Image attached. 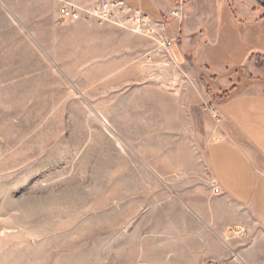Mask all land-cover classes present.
<instances>
[{"label":"rangeland","instance_id":"obj_1","mask_svg":"<svg viewBox=\"0 0 264 264\" xmlns=\"http://www.w3.org/2000/svg\"><path fill=\"white\" fill-rule=\"evenodd\" d=\"M60 8L0 0V264H215L206 149L230 89L146 29ZM244 215L217 264H264Z\"/></svg>","mask_w":264,"mask_h":264},{"label":"crops","instance_id":"obj_2","mask_svg":"<svg viewBox=\"0 0 264 264\" xmlns=\"http://www.w3.org/2000/svg\"><path fill=\"white\" fill-rule=\"evenodd\" d=\"M122 1L173 30L177 59L190 60L196 73L215 78L221 87L214 85L216 90L236 92L217 105L221 138L206 149L211 179L221 194L211 191L209 217L200 215L208 221V240L203 237L201 245L214 253L217 264L228 227L243 225L250 235L255 230L242 212L264 229V11L256 0H183L180 25L172 16L177 0Z\"/></svg>","mask_w":264,"mask_h":264},{"label":"built area","instance_id":"obj_3","mask_svg":"<svg viewBox=\"0 0 264 264\" xmlns=\"http://www.w3.org/2000/svg\"><path fill=\"white\" fill-rule=\"evenodd\" d=\"M178 8L172 12V16L181 25L183 21V0H177ZM96 19L100 22H131L138 29L143 28L150 31L160 47L172 58L171 52L178 38L171 36L169 26L161 21H156L141 10L132 7L122 0H102L95 6H85L77 0H61L58 23L79 22L82 20ZM215 119L220 118L217 111H214ZM220 121V120H219ZM215 194H221L217 183L213 182Z\"/></svg>","mask_w":264,"mask_h":264},{"label":"trees","instance_id":"obj_4","mask_svg":"<svg viewBox=\"0 0 264 264\" xmlns=\"http://www.w3.org/2000/svg\"><path fill=\"white\" fill-rule=\"evenodd\" d=\"M236 92L234 91V88L230 90V93L226 94L225 97H223L222 101L228 100L231 98Z\"/></svg>","mask_w":264,"mask_h":264},{"label":"water","instance_id":"obj_5","mask_svg":"<svg viewBox=\"0 0 264 264\" xmlns=\"http://www.w3.org/2000/svg\"><path fill=\"white\" fill-rule=\"evenodd\" d=\"M257 3H259L262 7H264V1L263 0H256Z\"/></svg>","mask_w":264,"mask_h":264}]
</instances>
